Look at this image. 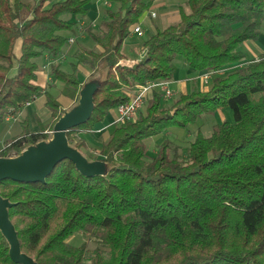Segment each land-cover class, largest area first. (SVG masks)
<instances>
[{
  "label": "trees",
  "instance_id": "16d2710c",
  "mask_svg": "<svg viewBox=\"0 0 264 264\" xmlns=\"http://www.w3.org/2000/svg\"><path fill=\"white\" fill-rule=\"evenodd\" d=\"M103 1L110 7L93 25L88 0H0V139L6 118L39 98L51 118L46 125L37 118L36 132L25 119L20 133L3 141L0 157L47 138L64 110L37 83L43 57L69 104L83 83L79 66L91 75L103 65L107 73L90 119L66 133L79 150L88 148L81 134L138 87L170 82L178 61L197 73L242 64L215 76L206 91L193 86L168 108L163 94L152 92L143 114L114 127L99 158L87 155L113 166L106 178H86L63 160L44 183L1 181L22 253L38 264H84L87 244L67 243L82 234L97 244L90 264H264V53L247 59L242 49L261 35L264 0H186L188 11L179 7L177 23L143 40L145 53L132 63L123 44L157 0ZM80 29L92 46L78 45L71 71H64L57 60ZM222 109L234 122L214 125L209 136L198 131L184 159L171 156L168 139L148 155V139ZM0 264H15L1 234Z\"/></svg>",
  "mask_w": 264,
  "mask_h": 264
},
{
  "label": "rangeland",
  "instance_id": "374dc122",
  "mask_svg": "<svg viewBox=\"0 0 264 264\" xmlns=\"http://www.w3.org/2000/svg\"><path fill=\"white\" fill-rule=\"evenodd\" d=\"M23 1L25 3H34L35 0H23ZM170 1L172 3H174L175 5H179V7L188 11V6L186 3V0H170ZM88 2L89 3H88L87 7L91 11H94L95 8H97L98 11L99 10L104 11V8L107 9L106 8L107 6H105V3L103 0H88ZM112 8H114V6ZM147 13H144L141 20L144 18L147 19ZM103 18H104V12L102 14H100L99 17L94 18L92 20H90V18H89V20H90V23L94 25V24H97L98 21L103 19ZM141 20H140V22H141ZM77 22L81 23L83 21L78 20ZM147 27L149 28V26H147ZM142 33H144L143 30H142ZM132 35H135V34H132ZM149 35H150V31H148V29H147L146 34L144 36L142 34L143 37L136 35L137 37L133 36L127 42H129V43L138 42V37L139 38L142 37L141 40H145L149 37ZM70 39L73 40V43L68 44V47L65 49L66 52H64V55L61 56L57 60L58 62H60L61 68L67 72L71 71V65L73 63H75V59L73 58V54L79 48V46L81 45L85 48H90L92 46V43L90 41H88V39L86 37H84L83 31L81 29L79 30V35L77 37L69 36V40ZM70 46H72V47L70 48ZM250 46H254V48H257V53H259L260 55L264 53V24L262 25V28H261V35L256 42H245L242 45V49L246 53L247 59L253 57V54L251 52H249V50H248ZM69 48H70V50L68 52L67 50ZM124 53L127 56H130L132 54V51L129 48V45L124 47ZM43 62H44V64H43ZM122 63H124V62H122ZM243 63H245V61H243ZM38 64H39L40 68H44V69L43 70L40 69V71L42 73L40 74V71H39V75H38L39 79L37 80V83H39L44 88H46V90L49 91L51 94L56 96L58 101L60 102L62 108L64 110H66L75 101L72 104H69V102L66 99H63L62 97H60L59 91L61 89V84L58 82H54L52 80V77L50 75V61H49V59H45V57H43L38 61ZM179 64H181V61L177 62V65H179ZM241 64H242V62L237 64V65H231L232 67H224V68H226L225 73L226 74L229 73V71L232 70L231 68H234L236 66H240ZM95 73H93L91 75H94ZM197 74H198L197 72L192 73V75L193 76L195 75V77L197 76ZM91 75H90V71L86 67L79 66L78 77H79V80L81 82H84ZM200 81H201V85H202V87L199 88L200 90L206 91L210 88V86H211L210 82H208L207 84H204L201 79H200ZM178 96H179V94L175 93L174 96L172 95L169 99H163L162 107L168 108L178 98ZM29 106H30V104L28 106H24L22 109H26V107H29ZM21 110H20V112H21ZM25 111H27L25 113L29 114L30 126L32 127V129L34 131L38 130L37 123H36L37 118L41 121V123H43V125L50 124V122H51V118L48 114V111L46 110V108L44 106V98L43 97L34 101L32 106L30 108L26 109ZM144 111H145V106L141 110V113L143 114ZM20 112L15 113V115H14L15 119L13 121H8V122H11V123H9L10 124L9 127L11 125L12 126L8 130V132H6L2 136V138L0 139V146L3 144L4 140L12 138V137H14L20 133V131H21L20 123L25 121V117L21 116ZM34 115H36L37 117H34ZM116 116H117L116 111H110L109 114L104 119L103 123L101 125H98V126H104L105 124L108 123L107 129H105V131H103V132H102V130L98 131V132L93 131L91 133L81 134L79 136V138L83 139L86 142V145L88 146V148L80 150L84 155H86V156L90 155L92 157H98V158L100 157L99 152L102 149L103 143L107 140L109 134L114 129V127L119 126L115 123V121H113L116 118ZM223 122H229V123L234 122V115L230 109L219 110L214 115H204L200 119H198V121L194 125H189L185 129H175V128L168 129V131H166L165 133L158 135V136H155V137H152L146 141V144L148 147V155L154 156V154L158 150V146L164 141V139H168L169 143H170L169 148H170L171 156H174L176 154L177 156H181V159H184L186 154H187V148L189 146V143L193 141L194 136L196 135V133L198 131L201 132L204 136H209L211 134L212 127L214 125L221 124ZM51 132L49 133V135L51 134ZM72 145H74V144H72ZM67 243H69L70 245H73V246H78L82 243H86L88 252H87L84 264H90L92 252L97 247V244L93 239H89L87 236L82 235V234H74L67 239Z\"/></svg>",
  "mask_w": 264,
  "mask_h": 264
},
{
  "label": "water",
  "instance_id": "95a60500",
  "mask_svg": "<svg viewBox=\"0 0 264 264\" xmlns=\"http://www.w3.org/2000/svg\"><path fill=\"white\" fill-rule=\"evenodd\" d=\"M106 80L107 73L103 65H100L96 73L81 84L77 99L63 110L47 138L25 146L18 153L0 157V182L44 183L54 167L63 160L70 161L77 172L86 178H106L113 166L90 159L70 144L66 136L70 129L90 119L95 109L94 94ZM13 205L7 198L0 196V234L8 245L9 257L15 264H38L20 249L16 230L9 219V210Z\"/></svg>",
  "mask_w": 264,
  "mask_h": 264
},
{
  "label": "crops",
  "instance_id": "0c3cea01",
  "mask_svg": "<svg viewBox=\"0 0 264 264\" xmlns=\"http://www.w3.org/2000/svg\"><path fill=\"white\" fill-rule=\"evenodd\" d=\"M109 7H110V5H108L106 8H109ZM104 10H105V8H104ZM101 12L103 13L104 11L103 10L98 11L97 8H95L94 11H91L89 9L90 20L99 17L100 14H102ZM178 21H179V5H175L170 0H157L154 3V5L152 6V8L150 9V11L147 13V19L146 18L142 19L138 26L144 32L143 36L146 34L147 29H148V31H150L149 36H151L157 29H165L169 25L175 24ZM147 26H149V28ZM133 36L137 37L136 35L129 36L128 39H126L124 44H123V52H124V47H126L128 45L132 51V54L130 56L126 55L127 59L125 60V62H127V63H132V62L136 61L143 54V51H142V41L143 40H141V38L143 36L141 38L138 37V42H135V43L127 42ZM71 47L72 46H70V48ZM70 48L67 50L68 52H69ZM248 50H249V52H251L253 54V57H251L249 59H257L260 56V54L257 53V48H254V46H250ZM65 52H66V50H65ZM45 59H47V58H45ZM43 64H44V62H43ZM235 65H237V64H235ZM226 67H232V66L230 65V66H226ZM41 69L43 70L44 68H41ZM193 72H195V71H193L191 69L189 70L186 66H184L182 64L177 65V70L173 76V79L170 81V89L172 91L173 96L175 93L176 94L178 93L179 95L183 94V93H187L191 90V88L193 86H197L198 88L202 87L201 81L199 78L202 73H198L197 76L195 77V75L194 76L192 75ZM41 73L42 72L40 71V74ZM32 104L33 103H31L29 107H26V109L30 108L32 106ZM26 109L21 110V112H20L21 116H24L25 119L29 120L30 130L33 132H36L30 126V117H29V114L25 113V112H27V111H25ZM34 117H37V116L34 115ZM115 120H116V118L113 121H115ZM6 123H7V132H8V130L11 128L12 125L9 127V125H10L9 123H11V122L6 121ZM102 123H100L98 125H101ZM107 124H105L104 126L96 125L94 131H97V132L101 131V130H102V132L105 131V129H107V126H108Z\"/></svg>",
  "mask_w": 264,
  "mask_h": 264
},
{
  "label": "built area",
  "instance_id": "2783aa9c",
  "mask_svg": "<svg viewBox=\"0 0 264 264\" xmlns=\"http://www.w3.org/2000/svg\"><path fill=\"white\" fill-rule=\"evenodd\" d=\"M105 6H108V4L105 3ZM80 25H82V23H80ZM132 34H135L137 36H142L143 33L140 27L136 26L133 28ZM72 43H73V40L70 39L68 41V44H72ZM225 71H226V68H222L216 73L204 72L200 75V79L202 80L204 84H207L215 76L224 75ZM152 92L162 93L164 99H169L172 96V91L170 89V82L169 81L148 82L144 86L138 87L136 91L134 92L131 100L125 104L120 105L116 109L117 117H116L115 123L117 125H123L125 121L133 119L135 115L141 112V110L144 108L145 102L148 96ZM28 105L29 104H26L25 106H28ZM22 108H20L17 112L19 113ZM14 119H15L14 115H12V116L7 117L6 121L7 122L13 121Z\"/></svg>",
  "mask_w": 264,
  "mask_h": 264
}]
</instances>
